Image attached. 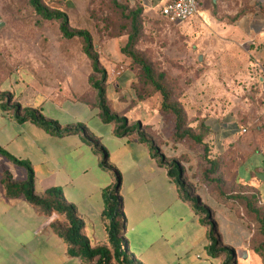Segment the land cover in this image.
I'll return each instance as SVG.
<instances>
[{
    "label": "rangeland",
    "instance_id": "rangeland-1",
    "mask_svg": "<svg viewBox=\"0 0 264 264\" xmlns=\"http://www.w3.org/2000/svg\"><path fill=\"white\" fill-rule=\"evenodd\" d=\"M44 1L50 8L65 12L75 32L90 33L102 67L111 71L107 97L113 112L129 120H140L146 136L167 161H177L196 188L205 187L201 182L207 167L203 149L189 141H174V118L160 111L159 95L142 100L147 90L141 80V68L122 53L130 26L111 0ZM119 1L131 11L143 9L141 37L135 50L157 75L165 74V83L174 101L184 108L189 127L197 129L204 123L209 128V156L221 163L218 177L225 191L255 192L264 206V198L256 188L238 179L239 169L249 158L243 150L250 149L252 154L264 151V42L255 39L261 24L253 15L257 31L251 38L235 31V24L249 12L259 10L264 0H204L200 14L184 24H172L162 17L161 9L166 3L163 0ZM125 70L128 73L118 76ZM20 75L38 83L45 97L51 95L50 90L70 98L63 102L70 116L61 113V122L95 123V104H91L95 92L89 83L94 73L84 53V41L79 37L65 39L60 24L43 20L29 0H0V83L21 93L24 85L16 79ZM132 83L137 86L129 88ZM197 85H208L211 91L200 93ZM39 113L45 119L55 117L47 104ZM148 121L152 125H145ZM223 131L229 138L220 141L217 138ZM245 170L244 166L242 176ZM245 221L253 231L252 250L257 236L254 226Z\"/></svg>",
    "mask_w": 264,
    "mask_h": 264
},
{
    "label": "crops",
    "instance_id": "crops-1",
    "mask_svg": "<svg viewBox=\"0 0 264 264\" xmlns=\"http://www.w3.org/2000/svg\"><path fill=\"white\" fill-rule=\"evenodd\" d=\"M259 7L254 14L249 12L243 16L235 24V31L239 36L251 38L257 31L252 23L255 15L254 19L261 24L255 39L264 42V3ZM106 71L109 85L111 71ZM126 73L127 70L118 76ZM24 78L27 79L23 75L16 78L24 85L21 93L8 90L5 82L0 83V92L13 95L14 103L29 112L42 113L44 106L49 105L55 117H47V120L57 122L63 129L84 125L107 150L110 167L122 177L119 196L125 214L123 245L126 243L125 248L136 264L224 263L209 252L208 229L201 224L195 209L182 200L168 171L153 158L149 147L141 143L137 135L117 137L115 127L102 122L99 110L93 105L96 93L91 102L93 106L90 105L96 110L92 118L94 124L78 120L63 123L60 114L70 116V110L63 102L70 98L50 90L51 95L45 97V91L39 89L38 83L27 79V84ZM133 84L137 86L132 83L129 88ZM195 88L200 93L211 91L208 85ZM129 123L141 121L130 119ZM145 125L152 124L148 121ZM219 135L220 141L229 138L225 131ZM0 149L13 159L31 165L37 196H43L50 189H60L67 204L76 207L79 218L85 223L84 235L92 245H107L110 221L105 217V194L114 187L115 177L101 167V156L84 141L82 134L60 137L40 128L34 121L20 123L14 111L5 110L4 102L0 101ZM244 152L249 158L238 171L239 182H249L264 198V151L252 154L250 149H245ZM244 166L246 170L242 176ZM4 172L10 173L17 183L28 179L25 168L0 155V264H83L82 260L68 255L66 243L52 228L54 223L65 226V218L59 213L47 217L24 197H9L2 182ZM196 191L203 205L214 213L223 247L236 253L247 252V257L237 258V264H263L250 249L253 231L242 214L219 201L204 186H197Z\"/></svg>",
    "mask_w": 264,
    "mask_h": 264
},
{
    "label": "trees",
    "instance_id": "trees-1",
    "mask_svg": "<svg viewBox=\"0 0 264 264\" xmlns=\"http://www.w3.org/2000/svg\"><path fill=\"white\" fill-rule=\"evenodd\" d=\"M29 3L35 13L43 20L58 22L62 36L65 39L70 40L79 37L84 41V53L91 61L94 73L90 77L89 83L96 93L95 105L99 110V117L102 122L113 125L117 137L137 135L139 141L149 147L153 158L168 171L169 176L178 188L182 200L195 209L201 217V224L208 229L211 242L209 252L211 255L223 259V264H237L236 252L223 247L214 213L203 205L201 199L197 196L196 187L188 180L185 170L177 161H167L155 142L146 136L140 123L130 125L126 117L112 112L107 97V71L101 65L100 56L93 45L90 33L85 31L75 32L70 27L69 16L61 10L50 8L44 0H29ZM111 3L114 9L120 13L121 18L128 22L130 26L128 42L122 49V53L141 68V80L144 89L147 90L141 97L142 100L159 95L161 98L160 111L164 115H171L174 118V141L177 143L189 141L203 149V161L207 167L202 173L201 182L214 197L239 210L243 217L254 226L257 243L253 245L252 250L261 258L264 264V206L261 205L260 196L252 191L240 193L225 191L224 184L221 178L218 177L221 171V163L218 159H212L209 156L212 150L206 142L207 137L210 135L209 128L204 123H201L197 129L189 127L184 108L180 103L174 101L173 94L165 83V74L157 75L153 67L135 50L141 37L143 9L137 8L131 11L119 0H111ZM262 10L264 13V8ZM99 76L100 79L97 78ZM0 101L4 102L5 110L14 111L15 117L20 123L28 120L34 121L40 128L60 137L82 134L84 141L94 148L96 154L101 156V167L111 172L116 182L114 187L105 194V217L110 221L107 228V245L96 247L92 245L84 235V221L79 218L76 207L67 204L60 189H50L43 196H37L35 193V173L31 165L13 159L0 149L1 156L25 168L28 172V179L24 183L15 182L13 176L8 172L3 173L2 182L7 195L9 197H24L29 204L39 209L47 217L52 216L53 213H59L63 216L66 225L62 226L54 223L52 228L66 243L68 255L82 260L83 264H136L123 245L125 214L123 200L119 196L122 177L119 172L110 167L107 150L88 132L84 125L63 129L57 122L43 118L40 113L29 112L24 110L21 105L15 104L14 97L11 94L0 92Z\"/></svg>",
    "mask_w": 264,
    "mask_h": 264
},
{
    "label": "built area",
    "instance_id": "built-area-1",
    "mask_svg": "<svg viewBox=\"0 0 264 264\" xmlns=\"http://www.w3.org/2000/svg\"><path fill=\"white\" fill-rule=\"evenodd\" d=\"M204 0H170L161 9V15L169 23L184 24L200 14ZM246 131H244L245 133Z\"/></svg>",
    "mask_w": 264,
    "mask_h": 264
},
{
    "label": "water",
    "instance_id": "water-1",
    "mask_svg": "<svg viewBox=\"0 0 264 264\" xmlns=\"http://www.w3.org/2000/svg\"><path fill=\"white\" fill-rule=\"evenodd\" d=\"M200 61H202V57H200L199 59ZM240 257H247V252H241V253H238ZM238 254L236 253L235 257H236V262H237V257H238Z\"/></svg>",
    "mask_w": 264,
    "mask_h": 264
}]
</instances>
